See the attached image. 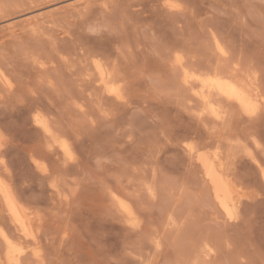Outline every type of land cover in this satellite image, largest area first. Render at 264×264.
I'll use <instances>...</instances> for the list:
<instances>
[{
    "label": "rangeland",
    "instance_id": "obj_1",
    "mask_svg": "<svg viewBox=\"0 0 264 264\" xmlns=\"http://www.w3.org/2000/svg\"><path fill=\"white\" fill-rule=\"evenodd\" d=\"M172 2L180 9L165 0H0V67L13 85L0 83V171L9 168L22 202L40 213V243L27 246L42 247L48 264H264V150L250 145L258 164L228 155L245 196L237 219L222 216L183 150L189 135L206 133L173 66L178 52L195 71L237 64L257 73L264 93V0ZM97 61L114 69L122 100L99 86ZM36 110L73 144L75 161L49 152ZM238 131L257 133L264 147V109ZM115 195L132 204L138 227ZM208 242L215 253L205 258Z\"/></svg>",
    "mask_w": 264,
    "mask_h": 264
},
{
    "label": "bare ground",
    "instance_id": "obj_2",
    "mask_svg": "<svg viewBox=\"0 0 264 264\" xmlns=\"http://www.w3.org/2000/svg\"><path fill=\"white\" fill-rule=\"evenodd\" d=\"M221 44L219 42L216 43V50L223 59H227L228 51L226 52L225 46L223 47ZM221 49L226 54H222ZM185 64L186 62L183 57V64L178 66L182 72L180 74L182 75L181 82L183 87L191 93V102L196 101V103L198 102L201 105V110L199 109L200 111H198L197 116L200 119L199 121L204 123V133L206 134L203 137L200 134L194 136L195 132L193 135H189V137L185 138L183 150L190 162L198 168L203 180L208 184L212 194L211 197H213L215 205L218 206L220 212L223 214L221 215L230 219L229 212H231L233 218L230 220H235L238 218L239 208L245 194L234 180L233 175L236 174L234 173L235 164L233 162L230 163L232 160L229 161V159H231L233 153L235 157L237 156V152H243L252 163L258 164L259 162L256 156L257 153L254 151L255 149H252V146H250L252 144L256 148L261 149L257 147V145H261V142L258 140L259 138H257V133L245 134L242 132L241 134L238 131L241 122L244 120H254L259 117V114L264 109V93L259 84V77L256 72L251 73L249 71L250 73H248L237 64H230V66L218 65L216 67L217 65L214 66L212 63L213 66L203 71L191 70ZM40 66L44 69L46 68V63L41 62ZM94 68L97 78L95 80L99 86L109 96L122 100V89L117 84L115 73L113 75L114 69L111 72V69L109 70L105 64L99 61L95 62ZM185 72L188 73L187 76H185ZM85 76L90 78V74ZM0 83L9 89L13 87L11 80L1 67ZM112 89H116L122 98L113 95ZM205 118L212 120L211 123L209 124L208 122L210 121H207L205 124ZM32 119L37 131H40L49 140L48 150L53 156H60L68 161H75L76 155L72 146L73 144L70 143L66 136L55 132V129L51 125L52 123L42 112H37L36 110ZM6 143L0 130V157ZM185 145L188 147H185ZM69 155L72 159H68ZM228 155H231L229 159ZM31 159L34 168L43 178L48 179L50 172L47 166L40 163L33 155ZM1 169L0 219L5 222L7 221L15 233L12 234L8 231L10 228L7 229L8 227L4 226L7 223L0 222L2 223L0 224V264H48L42 247H33L30 251L27 246L29 242L40 243L41 215L38 212L32 211L28 205L22 202L21 196L19 197L20 193L18 194L17 192L19 188L16 189V179L14 180L9 168L4 165ZM261 171L264 176V169L261 168ZM50 189L53 195L61 196L59 184L52 181ZM114 197L119 205L121 214L124 215L128 224L138 227L140 223L132 204L119 195H115ZM211 245L208 242L204 247L205 258H210L215 253Z\"/></svg>",
    "mask_w": 264,
    "mask_h": 264
},
{
    "label": "snow or ice",
    "instance_id": "obj_3",
    "mask_svg": "<svg viewBox=\"0 0 264 264\" xmlns=\"http://www.w3.org/2000/svg\"><path fill=\"white\" fill-rule=\"evenodd\" d=\"M163 8L168 9V10H172V11H177L180 9V5L172 2V0H165V3L163 4ZM217 46L219 47V45H217ZM221 53L226 54V53H224L223 49H221ZM182 64H183V56L178 52L176 54L175 61L173 62V66L176 67V66H179ZM187 75H188V73L185 72V76H187ZM112 94L117 95L119 98H122L121 94L118 93L116 89H112ZM185 147H188V146L185 145ZM257 147H260L261 150H264V147H262L261 145H257ZM68 159H72V157L69 155ZM0 163H2V161H0ZM229 218L230 219L233 218L231 212H229ZM133 227H135V225H133ZM156 245H157V247H159L158 241L156 242Z\"/></svg>",
    "mask_w": 264,
    "mask_h": 264
}]
</instances>
